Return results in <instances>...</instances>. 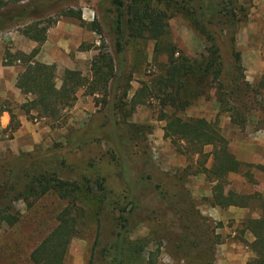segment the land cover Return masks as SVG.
I'll return each instance as SVG.
<instances>
[{"label":"rangeland","instance_id":"rangeland-1","mask_svg":"<svg viewBox=\"0 0 264 264\" xmlns=\"http://www.w3.org/2000/svg\"><path fill=\"white\" fill-rule=\"evenodd\" d=\"M33 1L0 0V11L5 5L15 3L20 6ZM55 1V7L36 19L9 26L0 32V56L3 53L1 65L7 66L4 65L6 52L10 55L21 53H11L9 47L28 40L22 34L27 25L38 23V28L46 29L44 36H48L51 43L60 39L61 29L57 26L64 24L65 28L70 29L68 24H74L90 33L94 41L81 42L79 48L72 49L67 56L73 61L77 56H82L83 59L74 70L90 79V69L93 65H102L101 57L106 56L107 59L108 55L115 58V6L112 0ZM119 1L123 5V26L127 29L122 38L125 70L118 80L115 100L116 122L118 127L125 128L128 133L125 135L127 142L120 147L122 164L117 166L119 155L105 142L90 143L81 148L68 145L70 136L76 131L105 121L108 104L112 102L108 90L88 95L86 89H78L73 107L64 109L58 121L38 117L32 110L27 115L25 110L33 97L22 94L20 90L18 96L13 94L7 99L0 96V116L2 110L13 116L12 123L9 122L4 129L0 127V177H6L8 169L19 161L45 160L52 162L51 166L56 169L65 160L70 166L62 170L61 178L69 179L78 186L74 200L70 197L63 199L53 190L45 195H33L31 191L38 185L37 181L25 189L21 198L13 201L4 213L15 218V222L9 225L0 219V264H33L30 260L31 251L58 226V216L65 208L70 210L71 216L76 217L78 231L67 246L64 257L67 264H90L98 222L102 224V234L110 235L111 231H116L117 220L122 215L138 220L136 226L127 225L131 240L147 237L153 229H166L176 236L188 234V240L191 241L185 243L187 253H178L163 240L152 241L140 253L141 264H189L195 257L193 254L204 251L206 247L203 242L197 249L193 247L197 234L206 228V235L213 241V264H247L254 258L250 246L254 241L250 222L259 219L261 205L264 204V172L256 166L245 165L239 173H234L238 177H227L225 190L250 196L246 199L249 211L242 216L238 214L241 216L240 221L208 217L204 214L209 207L211 187L203 174L195 173L201 160L196 155L188 159L178 153L171 139L165 138L162 131L166 117L170 115L181 119L216 120L223 137L230 132V125L241 132L248 121L255 118L251 134L264 136V70L259 67L264 62V0H214V5L222 2L225 14L223 23L212 27L195 14L184 0ZM160 9L166 11L168 19L167 32L161 36L158 44L160 51L163 46L166 48L165 52L161 51L162 54L155 55V42L146 31L145 23L141 24L139 19ZM68 10L73 13L79 11L84 25L80 26L75 19L64 17ZM91 23L100 25V35L90 30ZM172 48L177 50L174 59L183 56L187 60L182 68L185 72L181 70L179 77V81L186 79L182 96L184 109L161 108V97H148L140 104L133 105V97L141 84L148 83L163 72L168 60L166 50ZM214 51L220 56L219 60L226 70L233 63V54L238 55L239 73L242 80L250 85V92L242 91V103L231 99L227 103H220L221 99L227 98L222 95L226 93L225 80L230 76H225V71L218 75L217 66L205 72L207 64L214 59ZM10 59L6 57L7 61ZM15 63L20 64L19 61ZM53 65L54 81L59 87L64 73ZM221 84L225 87H220ZM243 88L242 84L241 90ZM104 100L108 104L104 105ZM20 107L25 112L27 122L43 134L39 143H29L27 149L13 152L5 143L12 139L13 133L19 128L17 113L23 112ZM234 109L243 114V123L240 125L232 124L231 114L226 112ZM121 140H124L123 135ZM210 150L211 147H205L203 152L206 154ZM211 163L209 157L205 167L210 168ZM85 169H89L92 175L89 190L81 179V172ZM38 180H49L53 186L55 179L47 175ZM102 195H108L103 209L99 204ZM183 196L191 200L194 211L201 218L197 226L189 229H185L182 224L186 219V214H183L186 211ZM93 260L100 264L111 263L106 252L100 249L94 253Z\"/></svg>","mask_w":264,"mask_h":264},{"label":"trees","instance_id":"trees-1","mask_svg":"<svg viewBox=\"0 0 264 264\" xmlns=\"http://www.w3.org/2000/svg\"><path fill=\"white\" fill-rule=\"evenodd\" d=\"M143 1V0H141ZM209 1V2H206ZM214 0H184L195 14L202 17L203 21L209 26L223 23L224 7L222 2L213 4ZM223 1V0H219ZM207 4H206V3ZM56 1H43L35 0L27 5H5L3 10L0 11V32L12 25H18L24 21L36 19L37 17L48 12V10L55 7ZM112 4L115 6V25L113 33L116 36L115 53L113 56H106L102 58V65H93L90 69L91 78L88 79L82 76L80 72L75 70H64L61 84L56 86L54 81V65H45L35 61L34 54H22L10 55L5 53L4 65H11L16 61H19L23 68L16 77L15 87L20 90L22 94L32 96L33 99L27 104L25 110L28 115L29 112H36L38 117H49L54 121H58L62 118L61 112L64 109H70L73 107L76 101V94L78 89H86L88 95H94L95 93L106 92L108 90L111 94L112 102L108 104L104 100V105L108 104L105 121L101 124H91L89 127L76 131L73 133L69 140L68 145L75 148H81L90 143L105 142L107 145L113 147L115 153L119 155L117 159V166L122 164L123 158L121 152V146L127 141L125 135H128L125 128L118 127V123L115 119L116 114V91L119 88L118 80L125 70V59L123 58L122 38L127 29L123 26V12L122 2L119 0H112ZM213 7H211V6ZM220 7V8H219ZM64 17L73 18L79 22L80 26L84 25L81 18V13H76L68 10ZM167 19L168 16L165 10L155 11L146 14V16L139 19L140 23H145V29L149 33L150 38L155 42L154 54H162L165 52L166 46L160 51V44L158 41L161 36L167 32ZM39 24L33 23L26 26L22 31V34L29 40L35 41L38 44H42L45 41L46 29L38 28ZM90 30L101 34L100 25L96 23L90 24ZM213 39V36L211 35ZM210 38V40H212ZM167 62L163 66L164 70L157 76H154L148 83H142L141 88L133 97V105L140 104L142 100L149 99L148 97L160 98L161 108L174 107L178 110L184 109L183 104V91L184 84L180 77V72L183 70L187 60L181 56L179 59L182 62H178L179 59H174V54L177 52L175 49L166 50ZM7 58H12L9 61ZM220 56L214 51V59L207 64L206 71L208 72L213 66H217L216 72L218 75L224 73L225 76H230L226 83V92L222 96L227 97L221 99L220 103H227L229 99L236 103H242L240 99L243 94L242 91L250 92V85L242 80V76L239 73L241 71L238 55L233 54V63L226 70L223 67V62L219 60ZM180 63V65L178 64ZM189 68V67H187ZM111 81V82H110ZM110 82V84H109ZM180 83V84H179ZM182 83V85H181ZM244 88L241 90V85ZM220 87H225L223 84ZM223 103V104H224ZM235 110V109H234ZM1 112H5L2 110ZM230 120L234 125H240L243 123L242 112L240 110L231 111ZM10 114V113H9ZM166 125L163 128L164 137L171 139L173 145L176 147V151L186 158L190 159L196 155L201 160L198 164V171L195 173H201L205 176L206 181L211 187V196L208 201L211 207H219L226 209L229 206L238 208H247L246 199L250 196H244L237 194L231 190H225L227 184V177L229 174L239 173L241 167L247 165L242 164L236 160L234 155L230 152L228 141L221 135L220 128L217 121H207L203 118H191L181 119L175 115L166 117ZM13 116L10 114V123H12ZM15 128H13L14 130ZM120 132V135H119ZM124 136V140H121V136ZM119 141V143H118ZM205 147H211L209 153H204ZM211 158V167L206 168L205 164L208 158ZM63 159V158H62ZM52 162L45 160H37L34 162L19 161L8 169L6 177H0V219L8 222L12 225L15 222V218H11L6 214L7 209L13 201L19 200L23 195V191L27 189L35 181L38 185L35 189H32L31 193L36 196L45 195L50 190L58 193L61 198L75 199L78 186L74 182L71 183L69 179L63 180L62 170H67L68 164L66 161H61L58 168L51 166ZM259 170L264 172V167L256 166ZM91 165L89 169H91ZM85 169L81 172V179L83 185L89 190L91 189L92 175L90 170ZM54 177V185L51 186L50 182L39 181L38 179L46 178V176ZM77 183V182H76ZM108 195H102L99 198V204L103 209L106 204ZM166 201V198H163ZM185 201L186 214L185 221L182 222L185 229L197 226V222L201 219L191 204V200L183 196ZM133 209L136 207L133 205ZM70 210L65 208L58 216V226L45 237L35 250L31 251L30 260L33 264H67L64 261L65 252L70 240L78 234L76 230V217L71 216ZM135 217L121 216L117 220L116 231L110 232V235H104L101 232L102 224L99 221L97 226V237L95 245L93 246V255L90 264H100L94 262V253L98 249L102 252L105 251L106 255L111 259L110 264H141V254L144 249L152 241L163 240L170 245L171 249H175L178 253H187V244L191 242L188 240V234L182 236H176L171 230H157L153 229L147 237L131 240L129 238V232L127 230L128 223L132 226H136L138 220ZM187 220V221H186ZM250 228L254 236V241L250 244L254 258L247 264H264V204L261 205L260 217L257 220L250 222ZM208 229L200 231L197 234V238L193 243L194 249H197L199 244L203 242L206 246L204 251L201 250L195 253L189 264H213V241L208 238ZM101 238V240H100ZM99 247V248H98Z\"/></svg>","mask_w":264,"mask_h":264},{"label":"crops","instance_id":"crops-1","mask_svg":"<svg viewBox=\"0 0 264 264\" xmlns=\"http://www.w3.org/2000/svg\"><path fill=\"white\" fill-rule=\"evenodd\" d=\"M68 25L71 26L70 29H68L67 27L65 28L64 24L62 26H57L61 29V31L59 32L61 36L60 39L57 40V42L50 43V38L48 36L46 38L47 40L45 39L42 44H38L35 41L25 39L19 44H11L9 47V52H21L27 55L33 53V59L39 63L45 65L55 64L58 70L61 72L66 69L74 70L76 66L80 63V60L83 58L79 55L75 58V61H73L69 59L67 55L72 49L79 48L81 42L88 40L93 43L94 39H92L90 33L83 31L79 26H76L74 24ZM2 60L3 53L0 56V96L2 99H7L13 94L18 96V94H20V91L15 87L16 77L20 72L23 71V68L20 64L17 63L2 66ZM259 67L261 68V70H264V62L262 63V66ZM22 111L23 112L21 113H17L19 128L13 133L12 139L5 143L6 146L10 149V151L13 152L19 150L23 151L24 149H27L26 147L29 143H39L42 140L43 133L41 131L37 132L35 126L27 122L25 112L24 110ZM9 122L10 114L7 112H3L0 116L1 129L6 128ZM255 122L256 119L251 118V120L248 121L244 131L240 132L239 130L232 127L227 121L231 129L230 132H228V134L224 137L228 141L230 152L234 155L237 161L242 164L264 167V136H255L251 134L253 133L252 130ZM27 151L30 150L28 149ZM228 177L231 179H235L238 176L235 174H229ZM247 208L229 206L226 209H221L219 207H211L209 205L204 215H207L211 218L215 217V219L218 220L226 219L238 222L241 220L240 217L242 216V214L249 211ZM235 214H240L241 216H237Z\"/></svg>","mask_w":264,"mask_h":264}]
</instances>
